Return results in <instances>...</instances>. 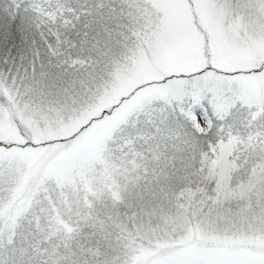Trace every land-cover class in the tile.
<instances>
[{
	"label": "snow or ice",
	"instance_id": "6c2138e0",
	"mask_svg": "<svg viewBox=\"0 0 264 264\" xmlns=\"http://www.w3.org/2000/svg\"><path fill=\"white\" fill-rule=\"evenodd\" d=\"M0 264H264V0H0Z\"/></svg>",
	"mask_w": 264,
	"mask_h": 264
}]
</instances>
